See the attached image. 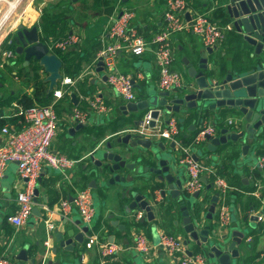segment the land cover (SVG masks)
Segmentation results:
<instances>
[{"label": "crops", "instance_id": "obj_1", "mask_svg": "<svg viewBox=\"0 0 264 264\" xmlns=\"http://www.w3.org/2000/svg\"><path fill=\"white\" fill-rule=\"evenodd\" d=\"M37 1L36 14L30 16V23L25 26L31 28L38 24L41 31V39L48 42L41 29V17L43 13L53 14L63 13L66 18L63 22L69 29V33L80 34L81 43L69 48L72 57L80 53L83 57L80 71L76 75L75 84L67 85L69 92L65 93L60 99L53 98L55 108L59 115V131L53 143V148L68 157L77 159L75 167L69 172L71 178L64 179L60 171L51 167H46L45 172L38 179L36 189L39 194L37 203L41 212L40 215H33L22 227H16L8 217L15 214L17 205V196L20 191L25 190L26 180L18 173L16 163H9L2 178V187L0 189V256L3 253L9 255L12 264H56L63 263L64 259H71L75 264H102L101 255L97 247L86 248L88 233H84V242L78 243L74 251H65L59 247L56 240V232H62L67 238V232L71 229L75 233H81L83 225L79 211L75 206L68 211L61 208L60 203L63 199L72 200L77 191L89 188L93 191L94 201L96 203V217L93 222V228L98 233L100 239L120 245V250L116 253L115 259H110L104 264H179L175 255L167 249L157 245L150 256H143L134 248V235L137 229L144 230L145 234L156 243L153 238L160 232L178 236L181 239L186 238L182 216L172 212L169 206V199H163L165 207L156 212V221H147L144 224L135 219L136 210L130 213L126 212L128 198L124 197L126 186L117 182L104 189L105 179L100 178L91 182L94 176H87L85 166L91 164L89 155H98L107 149L109 142L116 145L118 138L123 136L128 129L136 127V122L140 121L147 111L140 113L125 112L121 107L128 102L118 94L114 93L110 84L104 79L103 71L98 70L95 61L99 52L104 46L103 35L110 25L111 18L121 8L126 7L135 12V17L131 21L132 26H136L139 31L150 40L155 33L160 31L166 24L165 11L167 10L168 0H33ZM200 2L199 5H196ZM32 3V4H33ZM32 6L29 5L28 8ZM188 11L192 14L205 13L213 20L222 25L231 23L224 12V8L218 0H190ZM31 15V13L29 14ZM7 32L0 42V51L2 44L10 35H15V30ZM195 33L191 30H183L174 34L173 46L175 50L174 68L183 71L187 75V67L183 58L187 57L197 63L199 57H207L210 66H213L217 58H220L224 65L228 62V68H239L238 62L244 54H250L251 50H244L238 43L240 37L234 27L227 33L223 43L214 49L212 54L206 51V47L199 37L195 38ZM8 49V48H7ZM6 49V50H7ZM16 52V46H15ZM177 51L181 54L176 55ZM247 52V53H246ZM199 54V55H198ZM179 58V59H178ZM3 62L11 65L13 71L4 73L6 82L0 88V97H7L11 93L28 92L33 93L35 80L31 63L25 64V55L16 52L13 58H5ZM233 62V63H232ZM3 64V63H2ZM1 64V66H3ZM219 65V64H218ZM119 67L125 74L133 76L137 101L148 97L152 89H158L159 70L155 63L154 46L143 56L131 55L127 50L119 54ZM63 76L66 74V64L62 66ZM19 72V73H18ZM47 74L41 69L40 77L45 81ZM70 76V75H69ZM46 82V81H45ZM47 83V82H46ZM53 92V91H52ZM51 92V93H52ZM47 93L49 84L47 83ZM72 93L76 94L78 104H75ZM98 95L104 103L109 105L108 114L89 113V120L84 129L76 130L74 134L70 129L78 123L71 122L68 117L75 110H87L89 106L88 99ZM52 101V102H53ZM17 107L13 105L2 106L0 103L1 117L11 118ZM179 117L180 132L176 136L178 143L190 145L193 143L199 128V118L197 116H187L174 113L172 116ZM184 117V118H182ZM232 118L231 116L228 119ZM207 123L212 124L219 129L220 127L214 121V118H204ZM195 124V128L192 125ZM0 124V130H1ZM219 127V128H218ZM218 133V132H217ZM163 140L165 144L171 141L164 138H155V141ZM3 138L0 133V144ZM190 143H189V142ZM207 143V142H206ZM119 146V145H118ZM124 146V145H122ZM228 147V148H227ZM242 143H233L231 146H220L216 152L206 151L207 154L214 157L211 163L220 168V173L226 177L231 188L228 191V204L231 210V221L228 225H219V215L217 206L213 219L207 218L208 209L211 205V198L217 192L215 187L207 188L203 199L199 197H189V208L201 225H211L212 231L217 234L229 232L235 228L244 232V245L238 249L240 258L250 256L249 264H264V223L262 213L264 211V190L260 195L253 194L255 178L261 177L262 172L255 170L254 165L258 156L264 154V139L258 143H252L247 155L243 154ZM262 151V152H260ZM147 163H145L146 165ZM90 166V165H89ZM150 174H139L136 183L137 188L142 192H147L152 181L149 180ZM188 177L184 181V188ZM209 183L212 179L209 177ZM155 197L161 200L159 190L154 191ZM188 194V193H187ZM172 202V201H171ZM114 215L113 218L110 216ZM50 218L54 224V229L49 236L45 220ZM112 220H118L124 226L113 225ZM163 221V223H162ZM252 223L258 226H252ZM121 226V227H120ZM156 227V235L152 229ZM252 238L249 241V238ZM50 240V247L45 245V241ZM57 248V253L53 251ZM26 249L27 260L20 258V252ZM201 255L197 250L195 255ZM202 264H209V257L203 259Z\"/></svg>", "mask_w": 264, "mask_h": 264}, {"label": "water", "instance_id": "obj_2", "mask_svg": "<svg viewBox=\"0 0 264 264\" xmlns=\"http://www.w3.org/2000/svg\"><path fill=\"white\" fill-rule=\"evenodd\" d=\"M72 1L76 3L80 0ZM218 1L236 33L240 35L238 43L244 50H251L250 54H244L239 60V68H228V62L222 65V60L217 57L213 66H210L207 57H199L197 63L184 57L189 80L186 86L174 91L152 89L145 99L131 101L121 107L126 113L152 110L151 127H155L157 122L166 126L174 113L182 114L185 118H214L220 127L218 133L213 137L207 136V143L190 144L195 159L210 162L215 159L206 151L216 152L220 146H231L240 142L243 154L247 155L252 143L264 139V0ZM186 18L192 19L190 12H186ZM15 44L16 52L25 55V64L34 61L42 67V71L47 74L45 81L49 84L51 93L63 76V61L58 54L51 52L48 44L41 39L39 25H33L31 28L24 24L18 25L15 30ZM206 51L212 54L214 49L206 47ZM98 66V70L103 71L102 61L98 62ZM104 79L107 81L105 74ZM71 95L75 104H78L76 94ZM229 116L233 118V123H229ZM139 122L135 123L136 126ZM195 127V124L192 125V128ZM84 128L85 124L80 122L71 128L70 132L74 134L76 130ZM170 141L168 145L162 139L155 141L126 132L118 138L119 143L116 145L110 143L104 152L89 155L91 164L85 166V175L94 176L91 182L105 179L104 189L117 182L123 183L126 186L124 197L128 198L126 212L144 211L143 217L137 220L142 224L147 221L155 222L156 212L165 207L164 202L155 197L154 191L159 190L163 199H169L172 212L179 210L181 213L187 235L184 244L189 256H194L196 251L200 250L203 258L209 257V264H249L250 256L240 258L237 247L244 245V232L233 228L227 233L217 234L212 231L210 224L201 225L192 215L188 199L190 196L197 198L199 193L187 194L184 181L188 174L186 164L181 162V147L177 140ZM147 173L150 174L148 181H152V185L147 192H142L136 185L138 175ZM202 180L206 189L214 186L208 182V175ZM38 194V189H35V203L38 201ZM218 200L219 192H216L208 209L207 218L210 220L213 219ZM33 213L41 214L38 206L33 207ZM110 217L113 218L114 215ZM112 223L124 226L118 220H112ZM88 231V226H84L81 233H75L71 229L67 232V238L57 231L56 240L60 248L74 251L78 243L84 242V233ZM57 248L53 249L55 253ZM19 257L27 260L26 249L20 252ZM62 264L75 263L71 259L63 258Z\"/></svg>", "mask_w": 264, "mask_h": 264}, {"label": "built area", "instance_id": "obj_3", "mask_svg": "<svg viewBox=\"0 0 264 264\" xmlns=\"http://www.w3.org/2000/svg\"><path fill=\"white\" fill-rule=\"evenodd\" d=\"M165 11V26L148 40L136 26L131 25L135 12L123 7L111 18L109 28L103 35L104 46L96 58L97 66L99 61L103 62V73L107 76V82L125 101H137L133 76L125 74L119 67V54L127 50L131 55L143 56L150 47L154 46L155 63L159 70L158 89L161 91H174L183 88L189 82L185 78L184 72L174 68L175 50L173 46V36L183 30H191L198 35L205 47L217 49L225 40L227 33L233 29L232 23L225 25L213 20L205 13L192 14V19L187 20L188 2L186 0H168ZM80 34L69 33L61 38H48V47L51 52L67 51L70 47L81 43ZM12 43V40L9 41ZM5 58H13L16 52L7 49L3 52ZM80 77V76H79ZM69 75L62 76L58 85L54 88L53 94L56 99H60L69 92L67 85L75 84L77 78ZM87 110L75 109L68 117L71 122L86 124L89 120V113L108 114L109 105L104 103L98 95L88 99ZM20 119L17 123L8 122L1 127L0 133L3 141L0 144V189L2 178L8 164H17L19 175L26 180V188L20 191L17 196L18 209L15 214L8 217V220L16 227H22L33 215L35 205L34 196L36 183L45 172L46 167H51L60 171L64 179L71 178L69 172L75 167L78 160L53 148L54 140L59 131V115L55 108V101L49 105L36 104L30 108H22L14 104ZM11 116V117H12ZM153 120L152 110L147 111L139 122V125L124 132L140 135L143 138H164L167 140H177L176 136L180 132L179 121L176 116H171L166 126H161L159 122L155 127H151ZM158 121V120H157ZM229 123H233L232 118ZM218 132L215 126L203 120L199 124L198 132L193 140V145H201L207 142V136H215ZM178 141V140H177ZM181 147V162L186 164L188 179L185 190L189 195L199 193L201 200L206 191V184L203 177L208 175L217 192L219 200L217 211L219 215V225H228L231 221V210L228 204V191L231 188L228 180L220 173V168L210 161L193 157L190 145L177 143ZM255 170H260L263 174L256 177L253 194L260 195L264 190V154L258 156L254 165ZM199 197V196H198ZM63 210L68 211L75 206L79 211L83 225L89 227L86 248L97 247L101 262L104 264L110 259H115L116 253L121 246L103 241L93 228L96 217V207L93 191L89 188L77 191L72 200L63 199L60 203ZM144 211H137L135 219L140 220ZM264 223V211L261 215ZM49 236L54 229V224L50 218L45 220ZM88 233V232H87ZM249 241L252 240L250 237ZM45 245L50 247V240L45 241ZM157 245L172 252L179 264H202L203 256H189L184 240L178 236H173L165 232L159 233V242L154 243L142 229H137L134 235V248L143 256H150ZM0 264H12V259L6 253L0 256Z\"/></svg>", "mask_w": 264, "mask_h": 264}, {"label": "trees", "instance_id": "obj_4", "mask_svg": "<svg viewBox=\"0 0 264 264\" xmlns=\"http://www.w3.org/2000/svg\"><path fill=\"white\" fill-rule=\"evenodd\" d=\"M186 1L188 2L189 5L190 0H186ZM199 4L200 2H197L196 5ZM65 18L66 16L63 13L53 14L45 11L41 17V29L44 37L46 38L53 37L58 39L68 35L69 29L67 28L66 24L63 22V19ZM10 40H12L11 44L9 43ZM15 46H16L15 35L11 33L10 35H8V37L2 44V49L0 51V88L3 87L6 82L4 73L6 71L8 72L13 71L10 64H8L7 62H3V52L7 48L15 51L14 49ZM56 54H58L62 59L63 63L66 64V74L72 77H76V75L80 71L81 61L83 60V57H80L81 54L77 53L76 54V56H78L77 58L72 57L71 52L69 50L65 52L56 51ZM1 64L3 66H1ZM31 65L33 71V79L35 80L33 93L31 94L28 92H20V93H11L7 97L1 96L0 103L2 106L17 104L19 107L27 109L35 106L36 104L49 105L52 103L53 98L55 96L53 92L47 93V83L43 80V78L40 77V71L42 67L37 62H33L31 63ZM223 71H225V68H223ZM19 119L20 116L18 115V113L12 116L10 119L7 117H0V124L1 126H3L8 122L17 123Z\"/></svg>", "mask_w": 264, "mask_h": 264}, {"label": "rangeland", "instance_id": "obj_5", "mask_svg": "<svg viewBox=\"0 0 264 264\" xmlns=\"http://www.w3.org/2000/svg\"><path fill=\"white\" fill-rule=\"evenodd\" d=\"M33 0H0V42L2 41V37L10 30H16L18 25L25 23H30V16L36 14V4L33 3ZM33 3V4H32ZM29 5H32L28 8ZM31 13V15H29ZM195 38L198 40V36L195 35ZM200 40V39H199ZM198 40V41H199ZM205 47V46H204ZM181 51H177L176 55H180ZM179 59V58H178ZM181 71V70H180ZM183 72V71H181ZM186 79L188 76L184 73ZM116 93V92H114ZM96 207V203H95ZM258 226L256 223H252V226ZM154 233L157 235L156 227L152 226ZM153 240L158 243L159 237L155 236Z\"/></svg>", "mask_w": 264, "mask_h": 264}, {"label": "flooded vegetation", "instance_id": "obj_6", "mask_svg": "<svg viewBox=\"0 0 264 264\" xmlns=\"http://www.w3.org/2000/svg\"><path fill=\"white\" fill-rule=\"evenodd\" d=\"M178 118V121H179V124H180V118L179 117H177ZM232 120H233V118H232ZM199 121L201 122V121H203V119H199ZM234 121V120H233ZM180 127V126H179ZM109 143H115V142H109ZM160 201H163V198H162V196H161V200ZM164 202V201H163ZM173 212H175V213H177V214H179V215H181V213H180V211L179 210H177V211H173ZM162 223H163V221H162Z\"/></svg>", "mask_w": 264, "mask_h": 264}]
</instances>
